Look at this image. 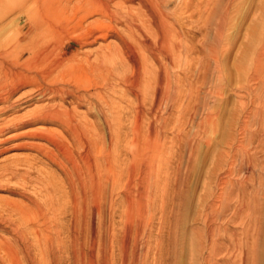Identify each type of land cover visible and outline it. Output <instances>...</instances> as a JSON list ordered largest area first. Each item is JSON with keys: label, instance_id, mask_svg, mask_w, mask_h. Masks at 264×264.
Here are the masks:
<instances>
[{"label": "rangeland", "instance_id": "obj_1", "mask_svg": "<svg viewBox=\"0 0 264 264\" xmlns=\"http://www.w3.org/2000/svg\"><path fill=\"white\" fill-rule=\"evenodd\" d=\"M19 1H0V43L10 40L9 62L14 63V69L26 75L36 72L44 78L51 73L50 78L60 83L90 88L93 97L92 103H78L73 96L63 99L38 95V86L19 87L23 80L17 81L14 107L0 114V126L14 116L27 118L42 106L68 110L76 115L75 121L86 122L93 137L105 136L110 163L121 162L124 167L121 188L110 194L111 201L101 204L100 212L95 211L91 219L96 238L105 240L96 252L94 264H123L125 260L127 264H242L246 258L251 260L252 255L264 260V0H192L194 11L185 14L179 9L187 0L166 3L168 14L180 15L182 22L175 29L182 33L185 47H189L181 55L183 64L169 69L172 85L178 86L176 90L181 87L172 108L164 100L156 107L150 104L152 96L141 93L142 76L137 78L136 71L128 66L124 50L128 35L124 27L126 14L140 18L135 23L144 31H154L146 11L149 5V9L152 7L150 0H24L23 6H17ZM28 9H32L29 15L34 13L33 22L24 24ZM118 10L120 14L115 13ZM192 11L195 14L189 17ZM34 19L39 22L40 34L33 28ZM106 50L112 55L104 59ZM132 50L134 54L138 51L140 73L144 64L157 67L152 59L142 62V53L146 56L142 48ZM59 60L66 65L65 69L58 66ZM184 60L188 63L184 64ZM16 63L27 65V69L17 67ZM44 78H39L43 86ZM133 91L138 93L137 100ZM35 129L46 135H67L61 125L44 123L7 131L0 135V142ZM31 141L50 147L47 141L28 138L0 144V149L8 147L0 153V173L6 166L18 169L16 177H0V199L26 201L7 191L24 186L25 190L20 191L39 201L63 202L60 194L47 193L51 188L48 179L59 183L60 191L68 190L61 186L62 175L56 166L47 165L46 158L35 159L36 151L18 146ZM68 141L72 142L69 138ZM29 164L34 169L25 180L19 175L29 169ZM242 202L246 206L242 207ZM254 210L258 214L252 216L250 212ZM250 216L259 217V223L253 226ZM213 249L216 252L211 257L208 253Z\"/></svg>", "mask_w": 264, "mask_h": 264}, {"label": "bare ground", "instance_id": "obj_2", "mask_svg": "<svg viewBox=\"0 0 264 264\" xmlns=\"http://www.w3.org/2000/svg\"><path fill=\"white\" fill-rule=\"evenodd\" d=\"M24 2H25L24 0H20L17 6H23ZM95 2H96V0H95ZM149 2L152 4V7L149 9L150 5L148 4L149 6L146 9V11L148 13L147 17H149L148 23H149V26H151L150 28L153 27L152 28V31L154 29L153 32H149L148 30L144 31L143 28H141L142 26H139L137 23H135L136 20H139L140 18H138L137 16L132 17L131 15L126 14V18H125L126 24L124 25V27L126 28L128 35L124 41V50H125V54H126V59L130 63V64H128V63H126V64H128L129 67L131 66L132 70L136 71V74H137L136 76H138V75L142 76V81H141L142 84H140L141 88H139V89L141 90V93L144 96H146L148 94L152 96V101L150 104L153 107L160 105L163 100H164L166 106H170V105L174 104V102L176 101L175 97L178 96V95L176 96V93L177 94L179 93L178 89L181 87L177 88V90H178L177 91L176 87H178V86L174 87L172 85V83L170 81L169 69L172 66L175 67V65H177V64H178V66H181L183 64V61L181 59V55L184 56L183 54L187 53L186 48H189V47L187 46V44L185 47V45L182 42V38H181L182 33L179 30L175 29V25L179 24V22H182L180 15L173 14V16H172L166 12V10H167L166 9V3L169 2V0H150ZM105 3H106V1H105ZM144 3H142V5ZM212 3H213V1L211 2V4ZM146 4H147V2H146ZM191 4H192V0H187L186 2L182 3L181 8L179 9L181 11V13L185 14L187 12H190L189 10L192 9ZM44 6H42V7H44ZM207 6H208L207 8L209 9L208 4H207ZM69 7H71V6H69ZM99 7H97V8H99ZM142 7L144 8V6H142ZM199 7H200V4H199ZM210 7H212V6H210ZM196 8L197 7H195V11H196ZM106 9L104 8V11ZM31 10L28 9L26 11L27 12L26 13L27 19H26V21H24V24L26 22H31L33 20L34 13L30 14V15L28 13V11H31ZM137 10H141V9L138 8ZM99 11H100V9H99ZM104 11H102V12H104ZM115 11H117V10H115ZM197 11H198V9H197ZM127 12H128V10H127ZM192 12L189 13V17H192L195 14V12H193V13ZM112 13L114 14V12H112ZM115 13L120 14L121 12H119V10H118V12H115ZM139 13H141V12H139ZM142 13H145V12H142ZM109 15H111V13ZM144 15L146 16V14H144ZM199 15H200V13H199ZM203 15L201 14V18ZM134 16H135V13H134ZM73 18H75V17H73ZM73 18H72V20H73ZM115 19H116V17H115ZM169 19H172V23L169 22L170 21ZM116 20H118V19H116ZM34 21L36 22L35 19H34ZM122 21H123V17H122ZM116 22L118 23V21H115V23ZM24 24L19 25L20 32L23 30ZM143 24H144V22H143ZM149 26H147V27H149ZM39 27H40V25H39V22L37 21L36 24L33 26V28H36V30H37V28H39ZM37 31H39V34H40V30H37ZM27 32H28V30H27ZM24 33H26V32H24ZM47 38H48V36H47ZM79 39H81V37ZM31 40H33V39H31ZM31 44H32V42H31ZM9 46H10V40L9 39L8 40L5 39L2 43H0V48L4 47V49L0 50V75H2L0 78V105H1L0 106V114H4L14 107L13 96H14L15 92L18 91L17 89L20 86L22 87L25 85L38 86V89L40 92V94L38 93V95H50V97L59 96L63 99L66 96H73V98L76 99L78 103L79 102H87V103L91 102L90 98H91V96H92L91 94L93 92L90 93L89 92L90 88L88 89V87L79 89L74 84L70 85L71 83L70 84L60 83L62 81L58 82V80L55 81L54 79H51L50 76L52 74L50 73L51 74V75L49 74L50 76L46 75L48 73L45 74L44 71L43 72L46 75L45 78L40 76L36 72L26 75L24 71L18 70V68L14 69V67H13L14 63L9 62V59H10L9 57L12 56L11 55L12 51L9 49L10 48ZM29 46L31 47V45H29ZM106 47L108 49H110L109 45ZM134 48H139V49L142 48L146 52V56H145V54H143L144 52L141 55V57L143 56L141 58L142 62L146 58H149V59H152L153 61H155L157 63V67L151 68V67H149V65L147 66L144 64V66L141 70V73H140V61H138L139 57L136 55V53H138V51H136V53L134 54V52L132 50ZM143 50H141V51H143ZM36 51H38V50H36ZM46 51H47V49H46ZM209 51H210V49H209ZM26 52H27V49H26ZM34 52L31 54L33 55ZM211 52L214 53V56H215L214 58H215V62H216L217 56H216L215 49H213V51H211ZM121 53H122V51H121ZM140 54H141V52H140ZM111 55H112V53L110 51H107V50L104 51V59L110 58ZM98 57H100V55ZM17 58H18V56H17ZM47 59H49V58H47ZM194 59H195V57H194ZM200 61H201V59H200ZM105 62H106V60H105ZM58 63H59L58 66H60L62 70L65 69L66 65L63 63V61L59 60ZM185 63L187 64L188 62L187 61L185 62V60H184V64ZM77 64H79V62H77ZM200 64H201V62H200ZM21 65L23 66L24 70L27 69V65L22 64V63H20V64L16 63L17 67H19ZM199 66H201V65H199ZM199 66H198V68H199ZM67 69H69V68H67ZM90 69L92 71H95L94 66H90ZM189 69H190V67H189ZM199 69L197 70V72L199 71ZM76 70H75V72H76ZM58 72H56V74ZM139 76L137 78H139ZM259 76L258 77L261 78V75H259ZM39 78H44V80H46V85H44V86L41 85ZM22 80H23V83H21ZM17 81L18 82L21 81V82H19V83H21L19 85V87L16 84ZM8 86H11L10 87L11 89H8ZM133 90L136 92L135 89H133ZM134 91H133V94H135ZM36 92H37V90H36ZM96 92H98V91L95 90V93ZM137 94H135V98H136ZM99 96L100 95H98V97ZM151 96H149V97H151ZM138 97H139V95H138ZM101 99H102V97H101ZM137 99L138 98H136V100ZM140 99H142V98H140ZM29 100H32V98L26 100V102H28ZM98 101H99V99H98ZM104 102H105V100H104ZM144 102H145V100H144ZM96 104H99V103H96ZM138 104L140 105V103H138ZM142 104H143V102H142ZM78 105H80V104H78ZM147 105H148V103H147ZM175 105H176V103H175ZM107 106H109V105H107ZM48 107H49V105H48ZM99 107H100V105H99ZM105 108H107V107H105ZM164 108H166V107L164 106ZM170 108H172V107L170 106ZM165 111H167V110H165ZM138 114H136V115H138ZM102 116H101V118H102ZM14 117L11 119H8V120L4 121V123H2V125L0 126V135H3L7 131H10V130H18V129L29 127V126H32L35 124L41 125L44 123L57 124V125H61L64 128L63 130H65V133L67 134L66 136H63L60 134V136L58 137L57 135L55 136V134L53 135L50 133H49V135H46L44 131H41L40 129H35L33 131L21 132V134L15 135L13 138H8V139H5L4 141H1L0 144H4V143H6L9 140H12L14 138H16V139L28 138V139H32V140H43L45 142L47 141L48 144L50 145L49 148H44V147L36 144L33 141H31L29 143L28 142H21L19 145L18 144L17 145L19 147H23V149H24V147H28L31 150L36 151L37 152V158H35V159L41 160L42 158H46L49 162L47 165L56 166L57 170H59L60 174L62 175V180L60 182L61 186L66 187L68 190H66V191L61 190L60 191L59 190L60 187L57 186L59 183L58 184L53 183L54 179H53V181H52V179H48L49 185L51 186V188L47 189V193L53 192V193L60 194V196H61L60 198L63 200V202H60L58 204H55V202L54 203H52V202L48 203L46 201L42 202V201H39L37 198L30 196L29 194L28 195L23 194L20 190L24 191L26 188V187L24 188V186H22V188H18L16 186L10 187L7 190L11 194L21 196L22 198L26 199V201H23V200L18 201L17 199L11 200V199H5V198L0 199V264H94L96 252L98 253L100 251L99 246H103V244L105 243V240H102L103 238L102 239L96 238L97 235H95V232L93 231V228L91 226V223H92L91 219L93 218L95 211L96 212L98 211V213L100 212L101 208H99V207L101 206V204L103 206V203H105L108 200V197L110 196V194H113V192H115L116 188L120 187V183L122 182L123 173H124L123 172V169H124L123 165L121 166V162L120 163L117 162L116 165L111 164L110 163L111 160L109 159L110 155L108 156V153H109L108 152V144L105 141L106 140L105 136L102 137V136L98 135L97 137H93V135L90 132L89 126L87 124H85L86 122L84 124H81V123L75 121L76 115L75 116L72 115L70 113V111H68V110L61 111L60 109L57 110L54 108H47L46 106L45 107L42 106L39 109L36 108L31 113V115L27 116V118H24L23 116L22 117L18 116L15 118ZM114 117H116V116H114ZM115 133H117V132H115ZM103 135H105V134L103 133ZM68 138L72 142H69ZM17 145H16V147H17ZM110 149L111 148H109V150ZM7 150H8L7 146L4 148H1L0 153H3ZM117 152H118V155L120 156L121 155V153L119 154L120 151H117ZM112 161H113V159H112ZM115 161H117V159H115ZM29 165H28L29 169L25 170L23 174L19 175L20 177H22L25 180H27V177H29L30 174L32 173V171H30V170L34 169L31 164H29ZM122 167H123V169H122ZM2 169H1L2 172L0 173V177H4V176L9 175V176H11V178H13V177H16V175H18V169L15 167L6 166ZM219 195H220V193H219ZM48 196H49V194H48ZM124 196L128 197V195H124ZM39 197H40V195H39ZM220 197L222 198V196H219V198ZM12 199H14V198H12ZM109 200H110V198H109ZM242 203H243L242 207L246 206L244 204V202H242ZM214 205H217V204L215 203ZM240 209H242V208H240ZM247 209L249 211L250 207H248ZM250 213H252V216H253V214H255L257 212L254 210L253 212H250ZM252 216H250L249 218H250L252 225L255 226V225H257V223H259V221H258L259 217L257 218L255 216V218H252ZM101 217H102V214H101ZM206 217H208V216H206ZM202 218H205V217H202ZM97 219H98V216H97ZM208 220L210 222V219H208ZM99 222H100V220H99ZM98 226H99V223H98ZM206 228H207V226H206ZM207 231L208 230H206V234H207ZM254 231H256V230H254ZM211 233H213V232H211ZM203 235H204V233H203ZM253 244L254 243H252L251 245H253ZM111 245H112V243H111ZM251 245H250V247H251ZM242 247H243V245H242ZM252 248H253V246H252ZM120 249H121V247H120ZM215 249H213V252L210 251V254L208 253V255H210L212 257L213 254L216 252ZM106 250H107V248H106ZM132 250L130 249V251H132ZM230 250H231V248H230ZM202 251H204V250H202ZM129 253H132V252H129ZM107 254H106V256L108 257L109 255H107ZM125 254H126V252H125ZM232 254H234V253H231V255ZM121 255H122V253H121ZM133 255L135 256V254H133ZM130 256L129 257L132 258V254ZM111 257H112V255H111ZM109 258H110V256H109ZM109 258H108V262L110 261ZM136 258H138V257H136ZM136 258L134 259L135 261H136ZM208 260H210V259H208ZM261 260L262 259L259 260V259L254 258V256L252 255L251 260L246 258L245 260H243L242 264H264V262H262L264 260H262V261ZM125 261L127 262V260H125ZM140 261H138V262H140ZM130 262H131V260L129 261V263ZM235 262H236V259H235ZM125 263H123V264H125ZM108 264H111V263H108Z\"/></svg>", "mask_w": 264, "mask_h": 264}]
</instances>
